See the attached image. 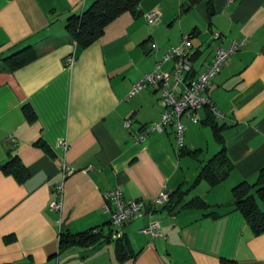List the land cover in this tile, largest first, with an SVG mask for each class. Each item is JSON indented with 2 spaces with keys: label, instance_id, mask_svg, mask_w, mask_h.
<instances>
[{
  "label": "crops",
  "instance_id": "obj_1",
  "mask_svg": "<svg viewBox=\"0 0 264 264\" xmlns=\"http://www.w3.org/2000/svg\"><path fill=\"white\" fill-rule=\"evenodd\" d=\"M96 1L0 0V59L25 47L37 54L0 84V164L17 156L27 171L21 183L0 173V264H221L223 258L264 264V234L253 235L232 194L243 182L257 184L264 169V0H142L138 16L123 14L81 49L66 22ZM151 12L159 13V22H148ZM184 36L193 43L195 76L217 48L247 39L208 90L223 113L215 118L223 143L204 124L213 116L209 109L200 111V123L184 119V147L201 151L199 161L180 155L172 128L144 133L161 120L160 93L146 88L130 96ZM171 67L163 64L165 71ZM25 105L34 112L29 121ZM223 148L233 164L229 177L215 187L196 184ZM62 164L73 170L65 179ZM60 183L58 214L49 204ZM117 189L126 199L147 202L180 189L184 206L177 198L167 207L148 203L162 237L143 233L147 216L112 226L113 239L126 236L137 254L126 262L117 260L115 241L104 239L107 227L99 243L58 253L60 233L111 222L104 196ZM195 199L208 207L186 206Z\"/></svg>",
  "mask_w": 264,
  "mask_h": 264
},
{
  "label": "trees",
  "instance_id": "obj_2",
  "mask_svg": "<svg viewBox=\"0 0 264 264\" xmlns=\"http://www.w3.org/2000/svg\"><path fill=\"white\" fill-rule=\"evenodd\" d=\"M142 0H97L86 11L79 16H70L66 22V32L70 40L79 48L84 49L96 42L104 34L105 28L113 21L118 19L125 13H132L135 16L140 14V4ZM37 59L36 52L31 47H25L8 57L0 59V84L4 78L8 79L10 75L32 63ZM23 116L29 121L33 119L34 112L29 105L22 107ZM213 117V116H212ZM210 118L204 124L213 129L215 138L219 143H223L221 137L222 128L219 127L215 117ZM181 156H189L197 161L200 160L201 151L187 150L185 147L179 149ZM233 170V164L230 162L225 148L215 155L206 165H204L199 173L196 184L205 181L210 187H215L222 181L227 179ZM0 173L10 176L17 182L21 183L27 178V171L17 156H12L8 161L0 164ZM256 191L253 193V191ZM233 204L235 210L244 218L247 226L255 237L264 234V210L261 204H264V169L261 171L257 184L251 185L243 182L233 191ZM179 207L182 205L184 193L179 189L170 194L169 203L163 207H167L173 203V199ZM181 204V205H180ZM176 206V207H177ZM187 207H197L206 209L208 206L201 200L195 199ZM110 222L107 226L96 227L89 231L70 234L68 232L60 233L58 237V253H63L70 248L77 246L89 247L99 243L104 237V229L108 228L107 241H115L116 257L119 262L136 257L131 243L126 236H120L113 239L115 230ZM221 264H238L234 260L223 258Z\"/></svg>",
  "mask_w": 264,
  "mask_h": 264
},
{
  "label": "built area",
  "instance_id": "obj_3",
  "mask_svg": "<svg viewBox=\"0 0 264 264\" xmlns=\"http://www.w3.org/2000/svg\"><path fill=\"white\" fill-rule=\"evenodd\" d=\"M230 2L234 0H229ZM150 24L160 21L158 12L147 14ZM221 35L214 34V39L218 40ZM247 39L241 42H232L228 48L219 47L215 51L212 63L199 75L194 74V47L190 36H184L180 44L172 48L164 57L158 61L155 69L145 75L133 87L130 96L138 94L140 91L151 88L156 93H160V100L164 107L161 120L158 123L148 125L144 128L145 134L154 132H164L169 128L174 130L177 140V149L184 147L186 126L183 118L194 123L201 122L200 111L207 108L212 115L223 118V113L219 111L208 93L212 81L221 73L228 64L231 56L236 53ZM152 49H156V44H151ZM74 57L67 58V63L71 64ZM172 62L170 71L163 70V64ZM126 127L131 126V121H126ZM65 149V144L61 143ZM62 177L65 179L73 173V170L61 165ZM55 197L50 202V210L60 214L63 207V185L58 184L55 189ZM170 194L166 191L154 200L126 199L122 190L117 189L105 194L104 211L111 213V223L113 226L122 228L127 222L137 220L145 216L150 218V223L143 229V233L154 238L162 237L160 223L154 220L155 212L149 208L148 203L163 207L169 203ZM59 237V236H58Z\"/></svg>",
  "mask_w": 264,
  "mask_h": 264
},
{
  "label": "rangeland",
  "instance_id": "obj_4",
  "mask_svg": "<svg viewBox=\"0 0 264 264\" xmlns=\"http://www.w3.org/2000/svg\"><path fill=\"white\" fill-rule=\"evenodd\" d=\"M185 118H183V122H185V120H184ZM185 140H186V133H185V138H184V142H185Z\"/></svg>",
  "mask_w": 264,
  "mask_h": 264
}]
</instances>
